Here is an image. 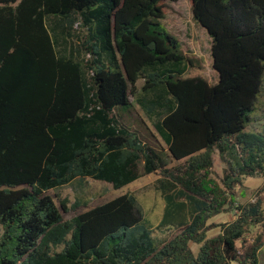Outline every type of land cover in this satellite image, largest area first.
Returning a JSON list of instances; mask_svg holds the SVG:
<instances>
[{"label":"trees","instance_id":"16d2710c","mask_svg":"<svg viewBox=\"0 0 264 264\" xmlns=\"http://www.w3.org/2000/svg\"><path fill=\"white\" fill-rule=\"evenodd\" d=\"M165 1L0 0V264H259L257 246L243 258L237 244L264 222L260 199L234 222H208L245 177L264 173V133L249 129L264 91V0H191L212 38L216 85L184 79L194 61L160 22ZM131 97L166 149L122 124ZM158 172L160 226L178 227L166 241L133 194L68 220L49 195Z\"/></svg>","mask_w":264,"mask_h":264},{"label":"rangeland","instance_id":"374dc122","mask_svg":"<svg viewBox=\"0 0 264 264\" xmlns=\"http://www.w3.org/2000/svg\"><path fill=\"white\" fill-rule=\"evenodd\" d=\"M164 18L160 20L163 27L169 34L177 38L181 43V48L190 60L194 61V66L190 67L184 75V79L202 78L211 85H216L219 75L213 68L212 58V38L208 32L193 19L191 0H166L163 4ZM144 81H140L141 87ZM132 108L127 111H117L119 119L123 125L139 134L140 138L150 147L157 150L166 149L165 144L156 133L152 122L148 119L142 109L135 103L133 97ZM251 131L264 133V91L256 104V111L252 116ZM185 160L173 161L168 164L169 169H178L185 166ZM226 166L218 151L214 154V167L212 177L222 184ZM161 174L154 173L145 175L134 183L115 189L111 184L93 179L84 181L77 180L67 187L52 190L49 195L60 205L65 202L68 212L65 218L71 219L78 212H84L97 206L104 205L120 196L133 194L138 199L142 210L143 221L153 228L154 237L159 241H166L177 234L178 227L170 228L160 226L164 217L166 201L157 188ZM262 201L264 211V173H259L253 177H245L242 185L235 190V203L228 205L224 212L209 220L208 224L221 225L234 222L240 213L239 207ZM80 203L82 208L77 212L73 211L75 204ZM222 228L216 227L208 231V236L219 234ZM194 253L199 251V246L191 244ZM243 258L256 246L258 263L264 264V222L252 228L245 239L237 244ZM58 250H61L60 248ZM237 264V263H233ZM247 264H252L249 260Z\"/></svg>","mask_w":264,"mask_h":264}]
</instances>
